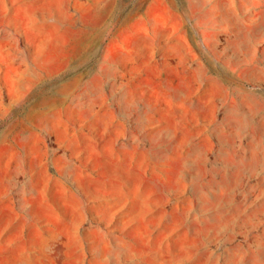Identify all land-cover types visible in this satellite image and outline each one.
Returning a JSON list of instances; mask_svg holds the SVG:
<instances>
[{"label":"rangeland","instance_id":"1","mask_svg":"<svg viewBox=\"0 0 264 264\" xmlns=\"http://www.w3.org/2000/svg\"><path fill=\"white\" fill-rule=\"evenodd\" d=\"M0 264H264V0H0Z\"/></svg>","mask_w":264,"mask_h":264}]
</instances>
